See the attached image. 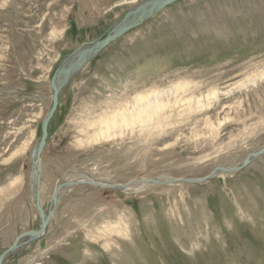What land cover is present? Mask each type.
Instances as JSON below:
<instances>
[{
    "label": "rangeland",
    "instance_id": "rangeland-1",
    "mask_svg": "<svg viewBox=\"0 0 264 264\" xmlns=\"http://www.w3.org/2000/svg\"><path fill=\"white\" fill-rule=\"evenodd\" d=\"M144 1L0 0V255L40 226L29 166L51 75ZM155 87L171 90L158 116L106 132L102 118ZM56 109L40 162L46 212L73 179L125 185L241 166L264 148V0L174 3L83 67ZM55 209L3 264H264V154L197 185L73 186Z\"/></svg>",
    "mask_w": 264,
    "mask_h": 264
},
{
    "label": "water",
    "instance_id": "water-1",
    "mask_svg": "<svg viewBox=\"0 0 264 264\" xmlns=\"http://www.w3.org/2000/svg\"><path fill=\"white\" fill-rule=\"evenodd\" d=\"M180 0H146L144 2L139 3L138 5L127 9L124 13L123 17L117 21H114L111 25V29L106 32V36L103 38H99L90 42H83L81 45L75 47L68 55L64 58L62 62H60L55 71L50 77L49 87L51 94V105L49 107V111L42 119L40 126V139L35 144L33 149L31 150V158H30V177H29V185H30V195H32L34 205L36 210L38 211L40 226L37 229H34L27 233H21L17 236L15 242L3 253L0 255V264H3L4 259L10 254V252H14L18 249L19 241L21 239L32 240V238L41 237L48 227V222L52 215L55 212V207L61 197L59 194L62 190H66L72 188L76 185H84V186H92L102 189H113V190H126L130 188L132 185H149V186H159V185H172L173 183H184V184H202L204 182L210 181L212 178L216 177L217 174H225L230 175L234 172H239L247 167L250 163L256 160L260 155L264 154V148L260 149L258 152L249 154L244 158V162L241 166L232 167L230 169L218 167L214 170L209 176L202 177V179H177L173 178L171 180H161V179H147L145 181L142 180H132L130 183L125 185L120 184H104L98 183L94 181H79L73 180V182L59 183L56 185L52 197L51 204L49 206V210L47 212L41 208V195H40V177H41V155L43 153V149L48 140V130L50 126V121L54 117L57 111V107L60 101V93L63 89L70 85L73 78L78 75L79 72L82 71L83 67L87 64L92 63L94 60H97L99 54L107 48L111 43L116 40L122 38L125 33L138 28L144 22L150 20L156 14L164 11L167 7L173 5L174 3ZM27 242V243H28ZM19 243V244H18Z\"/></svg>",
    "mask_w": 264,
    "mask_h": 264
},
{
    "label": "bare ground",
    "instance_id": "bare-ground-1",
    "mask_svg": "<svg viewBox=\"0 0 264 264\" xmlns=\"http://www.w3.org/2000/svg\"><path fill=\"white\" fill-rule=\"evenodd\" d=\"M252 82H254V81L251 78V79L247 80L246 83L241 82V84H239L237 87H242L243 85L245 86L246 84L252 83ZM173 88L175 90H177L176 93H178V92L184 93L185 91H187V83L175 85ZM163 89L164 88L157 89L155 87L153 90H151V88H150L148 90L143 91L142 94L140 93L139 95H137L134 98V102L132 103L131 107H128V108H125L122 110H116L117 108H115L112 111V113L110 114V116L104 117L101 119V123L105 124L106 132H108V130L114 128L115 126L120 127L122 125L128 126V124L143 123L145 121L151 120V118L158 116V113L161 112L162 110H164V108L166 106L163 104L162 97L167 96L168 93L171 92V90L165 91ZM213 94L217 95V93H213ZM168 97H170V95ZM102 134H104V133H102ZM73 180H79V181L90 180V181L97 182L94 179H89V178H87V179L78 178V179H73ZM145 180H147V179H144L142 181H145ZM167 180H171V179H167ZM69 182H73V181H69ZM64 183H66V182H64ZM63 191L64 190H62L59 194L63 193ZM120 191H124V190H120ZM40 203H41V201H40ZM41 208H42V204H41ZM39 238H37V239H39ZM21 240H23V239H21ZM21 240L19 241L20 244L18 243L19 244L18 248H21V246H22ZM32 240H36V238H32ZM32 240H29V241H32ZM12 252H10V253H12Z\"/></svg>",
    "mask_w": 264,
    "mask_h": 264
},
{
    "label": "trees",
    "instance_id": "trees-1",
    "mask_svg": "<svg viewBox=\"0 0 264 264\" xmlns=\"http://www.w3.org/2000/svg\"><path fill=\"white\" fill-rule=\"evenodd\" d=\"M50 128V127H49ZM49 135H50V130H48V137H49Z\"/></svg>",
    "mask_w": 264,
    "mask_h": 264
}]
</instances>
